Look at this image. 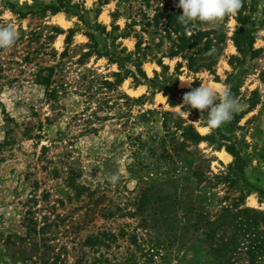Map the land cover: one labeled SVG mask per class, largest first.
Wrapping results in <instances>:
<instances>
[{"label":"rangeland","instance_id":"1","mask_svg":"<svg viewBox=\"0 0 264 264\" xmlns=\"http://www.w3.org/2000/svg\"><path fill=\"white\" fill-rule=\"evenodd\" d=\"M63 1L71 12L82 17L42 10L56 0H0V26L10 22L17 30L29 31L43 25L63 30L49 44L56 56L43 55V64L57 61L66 46L68 30H72L65 71L70 77L84 74L87 85L97 76L114 80L111 75L118 69L105 56L97 57L93 52L77 64L80 54L91 49L86 44L92 46L94 42L102 51L104 46L112 49L114 43L133 55L139 43L141 68L148 80L137 83L132 76H126L108 93L92 89L90 98L81 95L82 88L72 87L52 102L46 100L43 86L32 81L34 63L39 58L22 61L44 37L29 45L24 39L10 47H0V264H43V259L48 264L56 256L64 264H75L78 258L99 264H220L209 240L192 224L196 214L211 219L219 213L226 187L214 184L211 177L226 172L232 155L219 146V141H201L191 147L193 160L206 173V179L198 183L191 177L186 183L188 187L178 195V218L172 224L171 219L162 221L169 214L156 215L152 205L140 214L130 215L135 209L131 203L156 180L133 157L129 140L141 136L151 145L153 137L161 134L162 116L166 113L171 114V123L180 120L192 124L201 135L210 134L206 120L194 116L189 105L181 109H188L186 116L177 104L182 103L184 91L200 82L216 86L218 93L228 88L229 82L236 83L240 109L235 114L241 117L234 133L242 142L246 161L239 184L244 187L247 183L251 189L244 205L264 211V197L257 191L264 190V0H254L255 10L249 22L255 37L253 57L240 55L230 39L236 26L235 13L219 20L191 22L190 28L195 29L222 27L221 51L213 72L189 69L180 55L171 56L174 35L152 26L143 28L145 18H151L165 5L174 4L181 14L178 0ZM95 23L102 29L95 30ZM184 79L190 82L181 81ZM175 86L182 92L173 93L177 104L171 106L166 88L174 91ZM119 94L132 101L118 98ZM103 98H109L108 105L100 103ZM86 102L90 108L82 111ZM80 112L83 115L74 120ZM90 113L102 119L91 122L94 132H85V119ZM226 122L220 125L224 131ZM113 172L120 175L115 184L106 179ZM151 173L155 175L157 171ZM79 187L83 188L81 192ZM89 190H94L92 196ZM231 194L237 196L238 192ZM105 204L110 212L104 210ZM190 209L192 212L186 216ZM27 218L35 222L34 229L28 227ZM122 232L126 235L122 236ZM100 233L115 237L103 234V240L108 239L103 241L105 244L87 243L88 237H99ZM172 233L180 235L178 241ZM129 235H135L134 242ZM156 242L169 248L167 255L162 251L165 258L145 256Z\"/></svg>","mask_w":264,"mask_h":264},{"label":"trees","instance_id":"2","mask_svg":"<svg viewBox=\"0 0 264 264\" xmlns=\"http://www.w3.org/2000/svg\"><path fill=\"white\" fill-rule=\"evenodd\" d=\"M69 9L70 6L63 0H56V3H51L42 8L43 11L48 10L50 14L62 11L72 13L79 18L82 17L80 13L71 12ZM254 10V0H243L242 7L235 13L236 26L230 39L236 47L237 52L244 57H253L256 53V50L253 48L254 32L249 27ZM179 14L174 4L170 6L165 5L160 10L155 11L151 18H145L143 28L152 26L159 28L169 36L171 34L174 35V38L171 40V56L180 55L182 59L187 61L189 69H202L213 72L214 65L220 56L221 47L219 46V40L221 39L220 36L224 34H220L219 31L222 27L218 26L209 30L190 28L191 23L183 25L178 21L177 16ZM93 27L95 30L102 29L98 23H95ZM43 30H47L46 33L43 34ZM17 31L19 35L15 42L27 39L28 45L30 42L38 41L40 37H44V41L36 48L33 50L29 49L26 52L22 57V61L32 62L39 58L34 63L35 68L32 73V81L43 86L46 100L53 102L59 96L66 95L72 87L73 89L82 88L83 92H81V95H87L88 98L92 95V92H90L92 89L95 91L105 90L108 93L114 90L126 76H132L137 83L140 80H148L141 68L142 59L139 43H136V51L133 55L126 54L124 49H119L114 43L111 44L112 49L104 46L102 51L97 48L94 42L92 46L86 44L91 49L88 52L80 54L76 60L77 64H81L93 52L97 57L105 56L108 63L116 64L118 69L117 72L111 75V77H114V80H109L105 76H97L96 79L87 85L84 74L76 73L75 77H70L66 74L67 71H65L64 59L69 54L72 30H68V35L65 39L66 46L58 54L57 61L53 64H43L42 56L47 53L54 55V57L56 56V50L49 44L58 34L64 33L63 30L57 26L43 25L29 31H25L22 28H19ZM102 33L105 34L104 32ZM89 35L92 39L94 38L92 34ZM46 49L49 50L47 51ZM233 59L232 57L230 64H232ZM176 67L179 68L180 63H177ZM1 69H3L2 64H0ZM228 89L238 98L239 85L229 82ZM166 91L169 95V104L171 106L176 105L177 100L173 93L180 94L182 91L178 90L176 86L174 91L168 88H166ZM118 98H122L126 102L132 101L124 94H119ZM108 99L103 98L100 103L106 106L108 105ZM249 106L252 108L254 102H251ZM88 108H90L89 102H86L82 111ZM207 111V109L198 110L190 106V112L202 120H206V116L204 115L207 114ZM80 115H83V113L75 114L74 120ZM240 117V114L234 113L232 119L226 122V131L219 126L211 129L210 134L201 135L192 124H185L180 120L171 123V114L166 113L162 116L161 134L153 137L150 141L151 145L146 144L147 142L141 136L130 138L129 144L133 148V157H135L145 172L151 174L153 180H156V184L147 185L135 200L133 198L134 201L131 204L135 205V209L134 212L129 213L130 215H134L135 212L140 214L152 205L155 206L156 215L161 214L165 216L169 214L167 219H162L163 222H168L171 219L172 224H175L178 218L177 210L180 206L178 195L185 186L186 188L188 187L186 183L191 177H194L198 183L206 179V173L193 160L191 147L196 146L201 141H209L210 143L219 141V146H224L225 150L233 157V161L228 165L225 173L214 174L211 177L214 180V184L222 183L226 187L225 195L222 198L223 206L219 213L211 219H208L204 214H196V217L193 216L195 220L192 225L196 231L204 235L206 240H209L211 251L217 257L220 264H264V211L244 205V200L251 189L247 183H245L244 187H241L239 184L240 181H243L242 176L246 166V161L242 155L244 147L241 140L234 133L239 128L237 123ZM101 119V117L94 113H90L85 119L87 125H85L84 131L94 132L96 128L91 122ZM153 170L157 171L156 176L151 173ZM82 189V187H79L78 191L81 192ZM163 191H166V193H162ZM232 191H237L238 195L234 196L231 194ZM257 191L263 198L264 190L258 189ZM93 193L94 190H89L88 195L92 196ZM103 196L104 193H101L100 197ZM100 197L98 200L101 199ZM116 209L122 210L123 207H117ZM104 210L110 212L107 204L104 205ZM191 212L190 209L186 211L185 215L187 216ZM27 221L29 223L28 227L31 230L32 228L34 229L35 222L29 218H27ZM169 230L170 232L172 231L171 228ZM104 233H100L99 237H88L87 243L90 245L105 244L103 241L108 239L105 238L103 240L102 235ZM168 234L170 233L168 232ZM121 235L125 236L126 233L122 232ZM104 236L107 238L115 237L112 233H108V235L104 234ZM172 236L176 241L179 240L180 235L172 233ZM129 238L131 242H134L135 235H129ZM167 242L171 245L170 239H167ZM168 249L164 243L156 242L147 249L145 256L152 258L153 255H158L165 258L169 254ZM162 251H165L166 255ZM42 262L45 264L46 260L43 259ZM98 262L92 260L88 263L83 258H78L75 264H99ZM48 264L64 263L56 256Z\"/></svg>","mask_w":264,"mask_h":264},{"label":"clouds","instance_id":"3","mask_svg":"<svg viewBox=\"0 0 264 264\" xmlns=\"http://www.w3.org/2000/svg\"><path fill=\"white\" fill-rule=\"evenodd\" d=\"M243 0H178V7L182 9L177 16L178 21L183 25L191 22L213 21L225 17L227 14H234L242 7ZM18 31L12 23L0 26V47L12 46L18 38ZM190 82L187 79L181 80ZM179 111L186 112L184 105H189L198 110L207 109L206 124L208 130L219 127L222 123L232 119L233 114L240 109L238 99L231 93L230 89L224 87L217 91L216 86L206 81L200 82L198 86L183 93L182 103L177 104ZM106 179L115 184L119 181L118 172H113Z\"/></svg>","mask_w":264,"mask_h":264}]
</instances>
